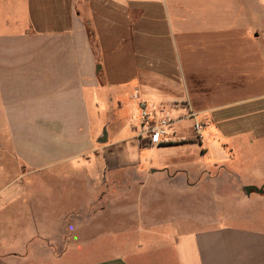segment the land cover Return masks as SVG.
<instances>
[{
    "label": "crops",
    "instance_id": "obj_1",
    "mask_svg": "<svg viewBox=\"0 0 264 264\" xmlns=\"http://www.w3.org/2000/svg\"><path fill=\"white\" fill-rule=\"evenodd\" d=\"M162 190L259 212L189 229ZM0 264H264V0H0Z\"/></svg>",
    "mask_w": 264,
    "mask_h": 264
},
{
    "label": "rangeland",
    "instance_id": "obj_2",
    "mask_svg": "<svg viewBox=\"0 0 264 264\" xmlns=\"http://www.w3.org/2000/svg\"><path fill=\"white\" fill-rule=\"evenodd\" d=\"M199 60H202V54L199 53L197 56ZM36 183L37 181L39 182V179H35ZM40 187L44 186L42 183H39ZM55 186H52L54 188ZM85 187V186H84ZM202 188V187H201ZM200 190V189H199ZM202 190H206V188H202ZM205 192V191H204ZM133 194V193H132ZM190 194V193H189ZM69 196V194H66ZM137 194L134 193V196ZM194 201L192 200V195H187V194H168L164 190H162V193L159 197L158 202L160 205H155L154 208H156L158 217L164 218L168 217L170 214L174 215H182V212L184 214L189 215H184L185 216V222L188 224V228H207L211 226L214 222L218 221H226V222H233L234 221V216L236 209H239L240 211H248L252 213H256L258 210H256L255 205H219V202H225L226 196L225 195H220L218 193H203L200 191V193H195L194 195ZM177 202L179 204H184L188 203V205H166L167 202ZM194 202V205L192 203ZM43 205V204H42ZM60 210L61 212H66L67 215V220L69 221L68 223H71V221H75L74 214L71 212L77 211L79 212V209L75 210L78 205H73L70 200H66L65 203H61ZM188 211V213H186ZM42 213V210L38 211ZM137 210H132V215L134 217H137ZM259 212V211H258ZM83 215V221L87 220L90 221V213H82ZM80 216V215H79ZM194 216V217H193ZM106 217V216H105ZM105 217L99 218L98 223H102L103 227L102 228H97V230H92L90 232L89 230L91 229V226L89 224L84 225L82 227L83 230L87 229V234L85 232V235L83 236V245L85 246L84 249L86 250H94L98 249L101 245H106L105 241H102L100 243H97V240H99L102 236V234L106 233L108 235L109 231L110 234H114V236L117 238L120 236L122 230V227L120 229V225H117L116 222L110 220L105 221ZM102 219V220H101ZM136 220V219H134ZM105 221V222H104ZM133 221V219H132ZM132 229H138L140 226L135 225V226H130ZM75 227L74 226H68V230H70L72 233L74 232ZM92 233V234H91ZM98 235V236H97ZM92 236L94 237V240L92 239ZM102 249V248H101Z\"/></svg>",
    "mask_w": 264,
    "mask_h": 264
},
{
    "label": "built area",
    "instance_id": "obj_3",
    "mask_svg": "<svg viewBox=\"0 0 264 264\" xmlns=\"http://www.w3.org/2000/svg\"><path fill=\"white\" fill-rule=\"evenodd\" d=\"M140 111L141 123L137 134L139 141L147 137L151 144L160 145L167 141V137L171 132H175V120L168 111L163 109L156 111L152 108H148L145 103L140 104ZM192 117H194V115H192ZM194 119V129L197 136L200 137L206 124L199 121L196 117H194Z\"/></svg>",
    "mask_w": 264,
    "mask_h": 264
},
{
    "label": "water",
    "instance_id": "obj_4",
    "mask_svg": "<svg viewBox=\"0 0 264 264\" xmlns=\"http://www.w3.org/2000/svg\"><path fill=\"white\" fill-rule=\"evenodd\" d=\"M244 190L247 192V193H250L252 190L256 191V192H260L262 193L263 192V187L261 188H258V187H255V186H246L244 188Z\"/></svg>",
    "mask_w": 264,
    "mask_h": 264
}]
</instances>
